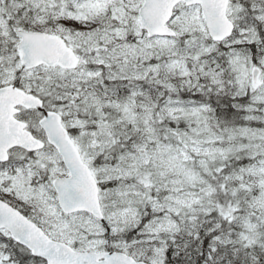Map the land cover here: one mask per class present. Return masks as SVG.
Masks as SVG:
<instances>
[{"label": "snow or ice", "instance_id": "obj_1", "mask_svg": "<svg viewBox=\"0 0 264 264\" xmlns=\"http://www.w3.org/2000/svg\"><path fill=\"white\" fill-rule=\"evenodd\" d=\"M0 264H264V0H0Z\"/></svg>", "mask_w": 264, "mask_h": 264}]
</instances>
